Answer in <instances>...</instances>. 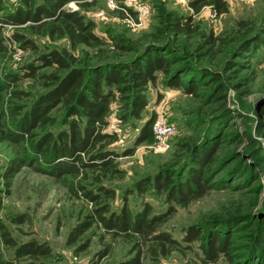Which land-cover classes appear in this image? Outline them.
Returning <instances> with one entry per match:
<instances>
[{
    "label": "rangeland",
    "instance_id": "1",
    "mask_svg": "<svg viewBox=\"0 0 264 264\" xmlns=\"http://www.w3.org/2000/svg\"><path fill=\"white\" fill-rule=\"evenodd\" d=\"M1 1L6 10L20 2ZM145 2L148 12L139 26L124 21L105 0L65 5V9H76L94 23L93 32L103 40L98 48L72 49L66 38L51 40L32 32L31 23L4 27L8 41L6 51L0 53V225L17 245L36 240L50 246L51 256L34 260L35 264H120L130 258L131 242L121 237L111 239L97 226L88 229L77 244H67L70 229L86 218L93 207L81 191L75 195L73 187L80 184L93 192L100 186L110 187L115 197L107 203L110 210L116 211L121 205V193L135 181L162 170L179 171L184 176L187 165H196V153L214 145L207 172L218 188L185 207L177 206L159 227L181 247L186 246L182 237L189 226L199 230L200 240L166 256L158 253L156 261L144 249L142 264H202L199 245H206L215 232L228 238L232 262L220 256L207 264H264V240L254 239L259 234L264 237V0H226L228 11L214 19L208 17L204 6L194 14L189 0ZM168 13L191 16V28L176 33L167 19ZM240 20L247 23L246 29H238ZM15 31L30 38L37 50L19 48L17 42L9 39ZM210 33L221 42L208 44ZM50 49L72 53L82 67L115 61L134 64L154 53L167 59L170 73L156 72L155 84L146 87L148 104L142 120L121 118L127 111L112 88L114 98L105 131L118 135L109 147L122 153L134 146L141 124L154 114L155 119L161 118L175 128L169 147L158 151L153 138L143 142L132 154L116 160L121 173L102 175L99 180L91 172L77 178L52 176L48 164L42 165L31 154L30 142L65 128L61 105L48 113L54 123L35 127L27 140L11 139L9 135L15 129V121L47 90L46 80L39 76L54 70L40 68L35 78L22 77L7 84L8 78L20 73L23 65ZM176 77L181 83L192 81L196 91L170 89L168 82ZM12 166L6 192L2 174ZM144 202L152 207L153 214L166 211L169 204L162 195L151 191L128 196V205L134 212ZM87 242V248L82 247ZM106 245L111 247L110 252L98 257ZM0 260L5 264H34L28 257L16 258L15 248L3 242L1 228Z\"/></svg>",
    "mask_w": 264,
    "mask_h": 264
},
{
    "label": "trees",
    "instance_id": "2",
    "mask_svg": "<svg viewBox=\"0 0 264 264\" xmlns=\"http://www.w3.org/2000/svg\"><path fill=\"white\" fill-rule=\"evenodd\" d=\"M71 1L82 2L81 4L87 2V0H20L13 9L6 10L0 0V53L7 49L8 38L3 33L4 27L6 25L19 27L26 23H31L29 28L32 32L43 34L51 40L66 38L72 49L78 46L91 48L102 46L103 40L93 32L95 25L90 19L79 11L65 9V5ZM188 6L194 14L203 6L213 8L216 15L228 11L226 0H189ZM115 12L123 17L121 11ZM167 17L176 33L191 28V16L168 13ZM237 27L239 30L246 29L247 23L243 20L237 21ZM9 39L17 42L22 50H37L30 38L16 31ZM217 42H221L219 37L208 34V44L215 45ZM78 62L72 53L50 49L23 65L20 73L12 74L8 78L7 84H12L22 77L35 78L40 68L50 67L54 70L39 76L46 80L44 85L47 90L36 99L26 114L15 121V129L9 138L27 140L35 127L54 123L48 113L61 105L65 111V128L55 135L51 133L44 135L37 142L31 141V154L42 165L48 164L52 176L68 175L77 178L91 172L99 180L102 175L106 177L121 173L116 160L132 154L136 146L153 138L151 127L155 115L151 114L138 129L131 149L118 153L109 147L118 140L115 132L105 131L110 103L114 98L112 88L118 92L123 108L127 111L121 118L142 120L148 104L146 87L155 84L156 72L169 74L170 65L168 60L158 53L149 54L145 60L134 64L115 61L109 65L82 67ZM168 87L182 89L185 93L196 91V85L192 81L181 83L177 77L169 80ZM214 148L212 145L199 150L195 157L196 165H187L184 176L179 171L162 170L138 179L121 193V205L116 211L110 210L107 203V200L115 197L113 189L100 186L97 192H93L77 184L72 189L73 193L77 195L81 191L82 196L91 202L93 207L86 218L70 229L66 237L67 244H77L88 229L97 226L111 239L121 237L131 242V256L120 264H142L144 249L156 261L158 253L166 256L174 249L189 248L191 243L201 238L195 226H189L184 231L182 241L186 244L185 247H181L176 239L168 232L161 231L159 227L176 211L177 206L185 207L218 188L219 185L207 172L211 156L215 152ZM13 168L8 167L2 174L7 185L6 192L9 190L8 179ZM148 191L163 196L164 201L169 203L166 211L153 214L152 207L146 202L142 203L141 209L135 212L131 210L128 196L132 194L142 196ZM0 228L3 242L15 248L16 258L28 257L33 262L51 256V248L46 242L31 240L17 245L2 225ZM254 239L262 242L264 237L259 234L255 235ZM228 242V238L220 237L218 232L213 233L206 245H199L202 250L201 263L215 262L220 256H225L232 262ZM88 244L89 242L82 247L87 248ZM110 249L111 247L106 245L98 253V257H103ZM0 264L5 263L0 260Z\"/></svg>",
    "mask_w": 264,
    "mask_h": 264
},
{
    "label": "built area",
    "instance_id": "3",
    "mask_svg": "<svg viewBox=\"0 0 264 264\" xmlns=\"http://www.w3.org/2000/svg\"><path fill=\"white\" fill-rule=\"evenodd\" d=\"M105 2L108 7L113 10L121 11L124 21L132 26L141 25L148 12V5L145 0H105ZM75 3L77 2L71 1L66 5L73 7ZM204 8L208 9L209 18H216V12L213 8L210 6H204ZM70 10L74 11V9ZM151 130L153 134L154 149L158 151L167 149L169 147V140L175 133L174 126L164 122L161 118H156L152 124Z\"/></svg>",
    "mask_w": 264,
    "mask_h": 264
}]
</instances>
